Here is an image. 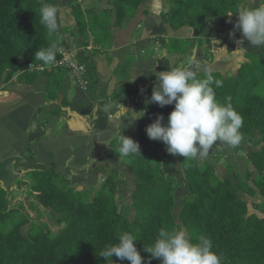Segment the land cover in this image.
I'll list each match as a JSON object with an SVG mask.
<instances>
[{
    "label": "trees",
    "instance_id": "16d2710c",
    "mask_svg": "<svg viewBox=\"0 0 264 264\" xmlns=\"http://www.w3.org/2000/svg\"><path fill=\"white\" fill-rule=\"evenodd\" d=\"M81 1L73 0L71 9L76 27L88 37ZM168 1L173 7L166 20H178L179 26L174 22L172 25L175 30L191 26L194 39L204 34L209 20L229 19V12L237 17L236 12L245 0ZM45 2L54 3L59 10L58 0H0V84L16 75L33 84L38 72L20 73L27 71L30 63L49 66L35 60V53L50 43L57 44L52 65L61 60L59 50L66 45V39L58 30L49 34L41 24L40 7ZM146 2L114 0L119 17L117 25L129 19L130 10L135 12ZM182 3L188 10L180 9ZM109 24L110 20L102 26L108 29ZM256 58L257 65L262 67L252 69L254 78L248 80L253 81L250 87L243 83L249 64H243L238 70L236 76L240 85L237 86L229 85V79L222 74L213 73V76L224 77L221 88L213 86L216 100L226 104L230 97L234 110L243 118L242 141L232 149L246 148L250 142H256L253 145L259 147L247 151L245 178L235 174L233 165L227 164V169L231 168L229 175L235 174L237 184L229 177L213 181L214 171L221 162L215 154L205 161L207 163L192 161L193 171L185 166V178L181 179L187 182L189 196L183 197L182 207L177 208L180 197L177 198L176 192L184 187L175 179L177 177L165 172L160 152L148 148L141 151L142 155L137 154L146 157L147 164L136 172L140 180L132 206H126L118 196L116 174L108 175L101 188L89 192H83L86 186L80 191L74 185L60 190L56 184L46 183L45 178L38 180L28 199L29 202L36 200L40 208L38 217H32L33 221L17 207L9 206L8 200L0 201V264H130L116 256L109 258V262L99 257L106 247L118 243L124 232L137 239L135 245L143 264H161L144 251V246H154L161 228H185L193 243L206 238L221 257V264H264V52ZM45 73L49 79L56 75L54 69ZM250 202L260 214L249 215ZM34 207L30 206L31 210ZM18 208L26 212L24 203ZM44 215H50V223H38V218ZM25 226L29 228L23 230Z\"/></svg>",
    "mask_w": 264,
    "mask_h": 264
},
{
    "label": "crops",
    "instance_id": "0c3cea01",
    "mask_svg": "<svg viewBox=\"0 0 264 264\" xmlns=\"http://www.w3.org/2000/svg\"><path fill=\"white\" fill-rule=\"evenodd\" d=\"M72 1L58 0V31L66 39V45L63 47L74 51L78 57L77 61L86 65V78L89 81V87L82 89L77 84L81 90H78L79 95L73 98L72 94H69L72 84L69 79H66L63 90L59 86L56 90L57 98H61L58 104L56 98L52 97L53 92H50L51 98H48L49 77L41 75L44 72H38L40 77L38 75L33 84H29L28 79H22L20 75L0 84V188L5 186V180L10 177L12 171L21 172L20 165H14L13 157L16 151H19L17 154L21 155L22 163L29 169H42L48 159L53 164V169L58 174L71 179L72 183L74 177L87 182L91 175L97 173V167L100 168V172L96 175L102 176L103 170L107 169L108 165L112 166L115 159L118 160L117 162H121L116 157L120 154L114 153L117 154L114 156L109 154L115 152L116 147H119L122 135L137 141L141 151L148 148L158 150L165 172L167 171L169 176L173 174V177H178L175 172L178 168L177 164L184 163L185 157L172 155L174 162L171 163V154L167 152L166 145L161 141L150 139L146 133V127L153 123L158 115H163L164 123L167 124L168 116L174 110V105H166L161 108L155 103L146 104L152 95L154 86L159 83L156 73L178 66H189V61L195 58L201 69H211L212 74H223L219 71L222 64L219 60L221 55L225 53L228 57L231 54L234 59L231 64H234L242 62L238 59L245 57L249 50L261 57L264 46L248 44V41L243 39L242 33L235 29L238 16L233 18L232 14L229 19L218 18L206 23L202 35L205 40L204 47L197 45L188 55L187 52L178 54V50L175 48L172 50L173 47L167 46L166 42L173 36L193 39L192 28L184 26L183 29L175 30L168 25L165 29L159 25L160 23L153 20L158 16L162 22L166 19L167 14H164V8L161 6L160 9L154 4L157 9L149 8L150 0L140 6L137 18L130 25L129 21L125 20L121 26L116 23L119 17H117L114 1L112 3V0H109L108 5L101 2L104 11L109 12L111 16L107 29L111 51L108 47L97 44L93 39H91L94 42L92 44L89 37H84L80 28L76 32L78 40L76 44L72 36L63 31V26L67 24L63 17L68 16ZM95 1L100 3V0ZM87 2V0H83L80 3ZM258 2L261 0H247L244 6H255ZM158 5H160L159 1ZM166 5L169 9L172 7L168 0H166ZM98 10L99 8L96 7L91 12L97 16ZM82 12L85 13L88 22L89 8L86 9L83 5ZM69 29L74 34L76 28L72 26ZM232 32L235 33L234 36L230 35ZM80 35L83 36V40ZM238 40H243V44H238ZM153 44L155 47H152L153 53L149 56L148 46ZM239 47L242 49V54L235 51ZM134 49H136L135 53ZM86 51H90L91 54H86ZM207 53L210 54L207 55ZM109 55H113L111 61L108 59ZM171 57L178 59L181 64L173 65L169 59ZM135 59H137V64L134 73L128 79L117 74L118 67L124 70ZM139 63H141L140 66ZM241 65H237V72ZM202 73L204 71H199L198 77ZM65 95H70V99ZM108 103H111L113 107L110 111L105 112L103 107ZM123 107L126 112H123ZM139 111H145L143 118L132 117V112ZM26 145L34 161L22 155ZM218 147H222L221 143L218 144ZM212 155L214 153L210 150L207 158L191 161L205 162ZM121 168L125 172L130 169V167ZM126 179L128 182L129 178ZM96 183L98 182L96 181ZM184 186L187 188L186 181ZM27 187L25 185L22 189L26 190ZM7 194L10 195L9 192Z\"/></svg>",
    "mask_w": 264,
    "mask_h": 264
},
{
    "label": "clouds",
    "instance_id": "9594fccd",
    "mask_svg": "<svg viewBox=\"0 0 264 264\" xmlns=\"http://www.w3.org/2000/svg\"><path fill=\"white\" fill-rule=\"evenodd\" d=\"M232 14L229 12L227 15ZM236 14L238 20L235 29L242 33L244 40L252 46H264V0L255 6L241 5ZM40 17L41 24L49 34L58 30V8L54 3H42ZM230 35L234 36L235 33ZM243 42L237 41L238 44ZM240 49L235 51L239 52ZM56 51L57 44L50 43L48 47L36 51L35 60L52 64ZM201 70L205 72L202 79L198 78ZM156 76L159 83L154 86L146 104L155 103L161 108L174 105V110L168 116L167 124L164 123L163 115H158L146 127V133L150 139L163 142L169 154L202 160L207 158L216 142H223L232 148L241 143L243 118L234 110L230 97L226 104L216 100L214 87L221 88L223 80L215 79L211 69H201L193 58L186 68H172L156 73ZM112 107L111 103L105 104L103 111L108 112ZM123 112H126L124 107ZM132 113L135 119L145 116V111ZM118 151L119 158L142 155L139 143L125 135L120 137ZM118 241L102 250L99 257L105 258L107 262L116 256L120 260L130 261V264H143V257L135 245L137 239L132 234L121 233ZM144 251L160 260L161 264H221V257L213 251L211 241L201 237L199 242L193 243L185 228H161L154 246H144Z\"/></svg>",
    "mask_w": 264,
    "mask_h": 264
},
{
    "label": "rangeland",
    "instance_id": "374dc122",
    "mask_svg": "<svg viewBox=\"0 0 264 264\" xmlns=\"http://www.w3.org/2000/svg\"><path fill=\"white\" fill-rule=\"evenodd\" d=\"M87 1L88 2L83 4V5H84V8H86V9L89 8L90 12L93 11L94 8L96 9V7L99 8V10L97 12V16H95V14H93L92 12H91V14L90 13L88 14L89 21L86 23L85 28H87V32H90V35H88V37L90 38L89 40L92 44H94V42L91 40V39H93V40H95V42H97V44L99 43L102 46L104 45L105 47L109 48V51H111L110 50L111 46H109L110 36L107 34L106 27L103 28V26H102L103 24H107V21H109V20L111 21V16L110 15L107 16L104 9L101 6V2H103L102 4L108 5L109 0H100V3L95 1V0H87ZM113 1L114 0H112V3H113ZM156 1H157V3H156ZM158 1L160 2V5H158ZM245 3H246V0L242 2V5L244 6ZM153 4L159 8L162 6L164 8L163 9V11L165 12L164 14H168L169 10H171L173 7V5H172V7L169 9V7L166 5V0H152V3L150 0L149 1V8L154 7ZM182 4L183 5L180 7V9L184 8L185 10H188V6H186L184 3H182ZM154 8L157 9L156 7H154ZM138 10H136L135 12L131 11V10L129 11V19H128L129 25L137 18ZM67 15L69 17L68 16L63 17L64 21L67 22V24H65L63 26V31L66 32L67 34H69L70 36H72L74 42L77 44L78 40H77L76 32H78V27L75 26L76 21L73 17L71 7H70ZM83 15H85L84 12H83ZM149 16H151V14H149ZM106 17H109V19H106ZM158 17L157 18L154 17L153 20L155 22H157L158 24L160 23L159 25L163 26L165 29L168 27V25H170V26L173 25L174 21L168 22L166 20L167 19L166 18L162 22ZM233 18H236V16L233 15ZM174 24L176 26H179L178 20H176V22H174ZM72 26H74V28H76L74 30V34L69 29ZM188 27L190 28L191 26H188ZM183 28L184 27H181V29H183ZM166 33L168 34V30L166 31ZM57 35H59V33H57ZM84 37H87V35L84 34ZM80 38H82L81 40H83V36L80 35ZM166 43H167V46H169L170 48L173 47L172 50H174V48L176 50H178V54H180L182 52H187V55L189 54V52L191 50H194V48H192V46H194L195 48L197 45H199L200 47L205 46V40L202 38V36L197 37V38L195 37V40L194 39H190V40L182 39V37L173 36V37L169 38ZM152 47H155V45L153 44V45L148 46V52H150L149 56H150V54L153 53ZM135 50L136 49L133 50L134 53H135ZM148 52L146 51L145 53H148ZM86 54L90 55L91 52L86 51ZM209 54L210 53H207V55H209ZM238 54H242V49H240ZM109 57H108V59L111 61L113 59V55H109ZM228 57L225 53H224V55L220 56L219 60L222 62V64H221V67L219 68V71H221V73L224 74V75L222 74L223 76L227 77L226 79H229V85L230 84H232V86L240 85L238 75L236 76L237 68H238L237 65L249 64L250 66H248V68L251 71H249V69L246 67V70L244 71L245 77H244L243 83L248 85L249 87L252 86L253 81L248 82V80H251L254 78V74L252 72V69H254L255 66L262 67L261 65H257L258 62H257L256 55L251 53L249 50V53L245 54V57L238 59V61H242V62H236L234 64H231L234 60V59H232V55L230 54V56H228ZM169 59L172 61L171 63H173V65H175V66L176 65L178 66L179 64H181L180 61L176 58L171 57ZM74 61H75V59H74ZM112 63H114V62H112ZM136 64H137V59L131 61L130 66H127L124 70H121V68L118 67L117 74L120 75L121 77L128 79V77H130L134 73V69H135ZM48 65L49 66L45 67L44 74L42 73L41 75H44L45 77H47V73H45V71L50 70V69H54L56 72V75L54 76V78L49 79V82L47 85V87H48V98H51L50 92H53L52 97L56 98V101L58 104L60 103L61 98H57L56 90H58V86L63 90V87L65 86L66 79H69L71 84H72V89H71V91H69V94L70 95L72 94L73 98H76L79 95L78 90H81L80 89L81 87L80 86H79L80 88L78 87L76 79H75L74 75L72 74V72H70L68 69H64L65 70L64 71L63 69L56 67L55 64H53V65L48 64ZM138 65L140 66L141 63H139ZM186 67H188V66H186ZM232 70H233V72H232ZM25 72H38V71L37 70H35V71L29 70V67H28V70L23 71L22 73H25ZM39 72L41 73V71H39ZM204 76H205V72L202 73L201 79L204 78ZM39 77H40V75H39ZM85 77H86V73H85ZM214 78L221 79L224 77L214 76ZM131 87H132V85L130 86V88ZM229 91H230V89H229ZM70 95H65V96H67L70 99ZM257 140H258V137H257ZM219 143H221V145H222V147H220V148L218 147ZM255 143L256 142H254V143L250 142L248 147H246V148L241 147L242 150H243V148H245L244 151H240L241 148L232 149V147H230L229 145H227L223 142H216L212 146V147H214V146H216V147L211 148L210 150L212 153L215 154L217 160H219L221 162L217 166L218 169H215L216 172L214 171L215 176L213 177V181L216 182L217 180H221V179H225V178L229 177V178L233 179L235 184H237L236 179L234 177V175L236 173L240 174V176H242V178H245L246 174H247L246 167H247V162H248V155H246V154H247L248 150H254V149L256 150L259 148V147L254 146ZM118 148L119 147H116L115 152H113L109 155L114 156V155L119 154ZM17 152H19V151L14 152V157H13L14 158V165H20L21 172L16 173V171L15 172L12 171L10 174V177L6 178L5 186H1V188H0V201L9 200L11 207H17V209H19L21 212H23V215H25L26 217H28L32 221H33L32 217H35V218L38 217V210L40 208L38 207V203L36 200L33 199L32 202H29L30 200L28 201V199L30 198L31 193H33L32 189L37 184L38 180L45 178L46 183H48V184L54 183L58 186V189H60V190H65L68 187L73 188V186H72L73 183H74V185H78L77 186V189L79 188L78 191L82 190L83 187L88 185L83 189V192H89L93 189L101 188V186L104 184V181L108 175L116 174L115 181L118 184V196L120 198H122V201L126 206H132L133 205V195L137 191V188L139 185V180H140L139 177L137 176L136 172L138 170H141V168H143L147 164L146 157H138L137 154L126 156V157L121 156L120 158H119V156H116L119 158V160L121 162H117L118 161L117 159H115V160L113 159L114 162H113L112 166L108 165L107 169L103 170L102 176L96 175V174H99V172H100V168L97 167L96 168L97 173H95V175H91V177L88 178L87 182H85L81 178H77V177L72 178L71 177L74 180V182L72 183L71 179L67 178L65 175L58 174L56 172V170L53 169V164H51V162H49L48 159H47V164L43 165L42 169L40 168L39 170H37V169L31 170V169H29V167L27 165L22 163V160L20 159L22 157H21V155L17 154ZM114 153H117V154H114ZM22 155H25L26 157H28L29 159L34 161V158L30 154L27 145H26V148H25ZM170 157H171V163L174 162L175 156L173 157L171 155ZM191 160L192 159H186L185 158L184 163L180 162L179 164H177L178 168L175 172H177L178 177L175 179L182 185V187H184L183 190H178L176 192L177 198H178V196L180 197V199L177 201V208H180V206L182 207L183 197L189 196L188 191H187L186 187L184 186V182H181V179L184 177V172H185L184 167L185 166L187 167V169L190 172L193 171V168L190 165V163L192 162ZM177 162H179V160H177ZM205 163H207V162H205ZM227 164L233 165L234 171H235L234 175H231V174L229 175L228 170H231V168L227 169V167H228ZM162 165H163V163H162ZM121 167H127V168L130 167V169L128 170V172H125V170L122 169ZM205 167H207L206 164H205ZM166 173H168V172L166 171ZM127 174H128V177H126ZM172 175H171V177H172ZM98 176H100V177L97 179ZM125 177L129 178L128 182H127V179ZM174 177H176V176H174ZM96 181L98 183H96ZM76 183H78V184H76ZM86 183H88V184H86ZM25 185L28 186L26 190L22 189ZM19 189H21V190H19ZM8 192L10 193V195L7 194ZM7 195L9 196V198L7 197ZM19 202L24 203V207H25V211H26L25 213H24V210L22 211L21 208H18V206L20 205ZM30 206H35V207H34V209L31 210ZM137 206H140V205H137ZM179 211H180V209L177 211V213H179ZM29 212H31V213H29ZM254 213L260 214V212H257V210L253 207V205L250 202L249 203V215L254 214ZM131 215H132V217L135 215L134 211ZM16 216H18V214ZM39 218H38V223H43V222H49L50 223L49 220H51L50 215H44L43 217L40 216ZM16 221H20V220H16ZM34 222H36V221H34ZM28 228H29V226H25L23 228V230H27Z\"/></svg>",
    "mask_w": 264,
    "mask_h": 264
},
{
    "label": "built area",
    "instance_id": "2783aa9c",
    "mask_svg": "<svg viewBox=\"0 0 264 264\" xmlns=\"http://www.w3.org/2000/svg\"><path fill=\"white\" fill-rule=\"evenodd\" d=\"M60 55L62 56L61 60L55 63L56 67L61 69H68L74 75L77 84L83 89H87L89 87V81L85 77L86 73V65H84L81 61H77V54L74 51H71L66 48H60ZM75 59V61H74ZM29 70L38 72H43L45 67L42 65H35L33 63L29 64Z\"/></svg>",
    "mask_w": 264,
    "mask_h": 264
}]
</instances>
